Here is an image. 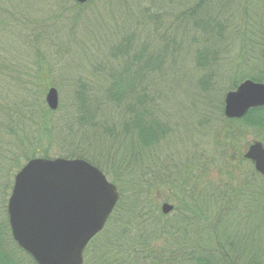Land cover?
<instances>
[{"label":"trees","instance_id":"obj_1","mask_svg":"<svg viewBox=\"0 0 264 264\" xmlns=\"http://www.w3.org/2000/svg\"><path fill=\"white\" fill-rule=\"evenodd\" d=\"M239 1L152 0L142 9L118 0L128 8L112 13L113 24L107 22L101 43L94 40L87 46L78 36L74 55L92 71L86 77L76 74L70 125L81 128L87 145L52 147L51 130L60 126L55 117L60 112L47 107L44 96L52 84L42 81L40 72L37 90L17 91V102L11 103L15 109L7 107V122L0 118V140L12 138L11 155L4 159L13 177L32 158H74L100 169L117 187L119 201L106 227L88 244L84 264H264V178L253 164L250 170L244 167L240 144L250 131L262 133L258 138L264 144V106L241 119H226L223 112L225 94L242 81L264 84V0H250V7L243 0V18L223 15L236 11L233 4ZM62 2L63 14L72 17L68 23L75 25L85 9L104 22L94 9L114 1ZM249 9L253 11L247 15ZM63 18L51 20L57 24ZM132 20L136 22L130 27ZM52 37L39 33L18 40L17 47L0 46L12 55L0 57L3 78L23 83L22 75L29 73L19 70L20 63L31 61L20 56L24 50L25 56L55 58L60 35ZM93 50L100 57L94 63ZM219 60L228 66L221 68ZM187 63L193 69L183 73ZM252 64V75L241 70ZM172 74L169 79L182 90L194 84V109H206L198 123L212 139L209 152L194 151L180 162L160 154V142L175 131L170 120L177 116L162 111L176 91L166 87L170 81L165 76ZM215 78L219 97H210ZM153 82L164 87L155 91ZM6 86L0 87L3 101ZM12 183L8 181L0 199V264H35L11 235L6 212ZM160 203L173 210L163 214Z\"/></svg>","mask_w":264,"mask_h":264},{"label":"rangeland","instance_id":"obj_2","mask_svg":"<svg viewBox=\"0 0 264 264\" xmlns=\"http://www.w3.org/2000/svg\"><path fill=\"white\" fill-rule=\"evenodd\" d=\"M113 1L114 2L112 3V5H100L99 7H95L94 9L96 13L102 14L104 16V22L99 21L100 15L95 17V15L87 13L90 10L85 9L83 11V13L85 14L81 15V18L78 17L80 18L79 23L71 25V22L68 23V20L72 17L63 14L64 11L61 8V4L63 3L62 0H0V46H3L4 44V46L11 44L13 45L12 47H17V45H19L18 40L25 37L30 38L39 33H42L50 38H53L52 36L60 35L58 41L55 44L57 45L56 49L61 47V50H53L55 51L54 54H56L55 58H48L46 60L39 59L38 56L34 55V53L32 54V52V55L25 56L24 52H27V50H24V52L20 56L29 58L31 59V61H27L25 59V62L22 60L20 63L19 70H27L29 73L26 76L22 75L23 83L21 84L16 81V78H3V75L0 72V87L2 88V85H7L5 90L1 92V97L6 101L5 102L0 99L1 111L2 108L5 107V111L0 112V118H2V120L4 119L7 122L8 118L10 117L7 114V107L10 106V108H13V110L15 109V106L12 104L17 102L16 98L18 97V94L17 97H15L17 91H20L21 89H24L23 92H28V90H37V87H34L35 79L37 75L36 73L40 72V75L38 76H40L42 81L46 80L48 83L52 84L51 87H54L58 93L59 105L58 108L54 111L55 113H58L57 111L59 110V112L61 113L55 116L59 120L60 126H55V129L51 130L52 136L50 138L52 140V147L68 148L71 147V145H73L75 142H80L83 145H87L86 141H84V138L80 136L82 133V131H80L81 128L76 127V125H70V115L73 113V109L71 108L73 104L72 90L74 86L73 84H76L77 81L76 74H80L81 76L86 77L89 75L90 71H92L91 68H89L87 65L79 64L80 61L74 55L78 51V47L76 44V42L80 40L78 36H80L81 41H84L85 45L87 46L95 42L94 40H96L98 43H101L100 41L103 40V36L101 35L105 34L104 29L106 28L107 22H109V25L113 24L111 15L113 12L117 13L116 8H119V10L123 12L124 10H126V8H128V3H130L134 7H140L139 5H141L142 9H145V7H148L149 5L148 1L150 2L152 0H127V5L123 4L125 2H118V0ZM242 1L243 0H240L239 3L233 4L237 12L232 10L230 13L228 12L227 14L223 15L243 18L245 14L241 10L242 5L240 6V3ZM69 4L70 6H72L71 2ZM248 6H251L250 0ZM252 11V9H249L247 11L248 13L246 14L250 15ZM58 16H65L66 18H63V20L57 22V24L52 23L51 19ZM128 22L131 27L135 24L136 20ZM47 32L48 35L46 34ZM222 44H224V41ZM64 46L65 49L63 48ZM50 47H53V45H51ZM101 48L102 47H99V49ZM44 49L50 52L45 44H43V50ZM102 49L105 50L106 48ZM96 51L97 50H93V52L95 53H93V56L90 58V60L93 61L92 63L100 59ZM221 54L223 56L225 54V50ZM0 57L12 58V55L7 49H0ZM30 62H34L32 67L29 66ZM44 64L49 65L51 68L46 69ZM219 64L222 65L221 68H226V65L228 66L227 62H223L220 60ZM253 66L254 65L252 64L248 67V69L250 70H241L245 71L246 73H250L253 70ZM192 67V64L187 63L186 66L181 69L185 70L183 71L184 73L188 70L193 69ZM212 69L214 68H210V70ZM249 75L252 74L250 73ZM165 77L166 80L170 81V83L166 84L168 90L176 88L174 89L176 91L171 95V100L165 103L167 104V107L164 105V110L162 111L167 112L168 114L172 113V116L177 117H174V119L170 120V124L174 126L175 131H168V134L166 138H164V141L160 142L162 147L160 154L162 157L164 155H169L172 158L171 160L175 158V160L178 162L186 159V157L190 156L194 151L195 154H200L202 153V151H204V155L206 152H209L210 147H208L207 144H209V142L211 143L212 139L211 133L208 131L207 134V131L200 127L198 123L199 114L203 115L206 112V109L203 111L198 110L199 108L194 109V105L197 102H192L191 99L193 96H195V86L193 84L191 86L192 88H186L187 90H182L184 88L175 86L173 80L169 79L170 77H174V74ZM12 79L14 80L12 81ZM228 79H230V77ZM216 80L217 78L213 80L211 90H209L211 94L210 97H213L214 93H216V96L219 97L218 87L220 85H218ZM228 81L229 80H226L225 85H228ZM145 85V83L141 84L142 89L145 87ZM154 87L155 91H157L159 90V88H163L164 86L159 84ZM166 87L165 89H167ZM46 93L47 91L45 92V96ZM167 94L169 95V92H167ZM15 113L16 111H14V114ZM178 114H181L182 118H179ZM65 125H68L71 129H67ZM62 127L65 130H63ZM189 128H191V130ZM32 130L34 132L35 129L32 128ZM261 135L263 134L258 131L256 133L255 131H250L247 135H242V137L240 138V144L244 147L243 151L245 152L247 147L253 141H260V138L258 137H260ZM11 139V137L7 136L3 137V139H1L2 141L0 140V199L2 195L5 194L8 181L14 180V177L12 176L10 171V166L6 163V159H4L10 157L11 155V147L9 146L10 143L8 142L11 141ZM4 142H6V144ZM243 165L245 168H248V170L251 169V162L246 161ZM11 186H13V183ZM11 190L9 191V195L11 194ZM128 195L130 194L128 193Z\"/></svg>","mask_w":264,"mask_h":264},{"label":"water","instance_id":"obj_3","mask_svg":"<svg viewBox=\"0 0 264 264\" xmlns=\"http://www.w3.org/2000/svg\"><path fill=\"white\" fill-rule=\"evenodd\" d=\"M84 3L85 0H77ZM47 107L58 108L51 87ZM264 106V84L245 80L224 97V116L240 119L250 109ZM244 158L264 177V145L254 141ZM7 212L12 238L35 264H84L91 239L105 227L119 200L117 187L101 170L83 159L28 160L16 173ZM173 206L161 204L163 214Z\"/></svg>","mask_w":264,"mask_h":264}]
</instances>
